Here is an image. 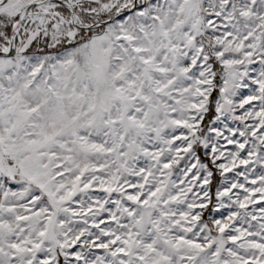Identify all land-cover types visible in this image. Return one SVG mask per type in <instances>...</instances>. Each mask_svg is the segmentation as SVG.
I'll return each mask as SVG.
<instances>
[{
    "label": "snow or ice",
    "instance_id": "6c2138e0",
    "mask_svg": "<svg viewBox=\"0 0 264 264\" xmlns=\"http://www.w3.org/2000/svg\"><path fill=\"white\" fill-rule=\"evenodd\" d=\"M0 264H264V0H0Z\"/></svg>",
    "mask_w": 264,
    "mask_h": 264
}]
</instances>
